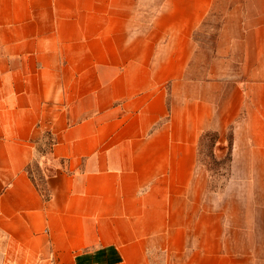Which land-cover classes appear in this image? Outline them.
Here are the masks:
<instances>
[{
	"label": "crops",
	"instance_id": "0c3cea01",
	"mask_svg": "<svg viewBox=\"0 0 264 264\" xmlns=\"http://www.w3.org/2000/svg\"><path fill=\"white\" fill-rule=\"evenodd\" d=\"M160 258L264 264V0H0V264Z\"/></svg>",
	"mask_w": 264,
	"mask_h": 264
},
{
	"label": "rangeland",
	"instance_id": "374dc122",
	"mask_svg": "<svg viewBox=\"0 0 264 264\" xmlns=\"http://www.w3.org/2000/svg\"><path fill=\"white\" fill-rule=\"evenodd\" d=\"M199 38L201 40L205 39L202 35L199 36ZM208 39L211 44L213 36H209ZM213 142L214 133L211 131L206 132L202 138L199 150L200 162L206 166L205 168L208 171V189L210 191L223 188L225 182L229 178L230 172L227 147H221L219 150H216ZM38 159L41 163L39 164V161L34 160L31 173L38 186L44 190V173L40 167H42V163L45 161V158L38 157ZM158 264H164L161 258L159 259Z\"/></svg>",
	"mask_w": 264,
	"mask_h": 264
},
{
	"label": "trees",
	"instance_id": "16d2710c",
	"mask_svg": "<svg viewBox=\"0 0 264 264\" xmlns=\"http://www.w3.org/2000/svg\"><path fill=\"white\" fill-rule=\"evenodd\" d=\"M206 132H208V131H206ZM206 132H205V133H206ZM211 132L214 133V142H213V145L216 146V144H217V142H218V134H217L216 132H214V131H211ZM205 133H204V134H205ZM204 134L202 135V138H203ZM201 142H202V140H201ZM46 197H48V195H46Z\"/></svg>",
	"mask_w": 264,
	"mask_h": 264
}]
</instances>
